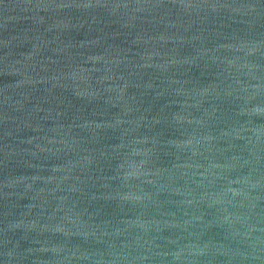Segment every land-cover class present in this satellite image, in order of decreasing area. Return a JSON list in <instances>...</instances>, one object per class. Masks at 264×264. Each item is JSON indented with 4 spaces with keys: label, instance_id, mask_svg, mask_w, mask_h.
Returning a JSON list of instances; mask_svg holds the SVG:
<instances>
[{
    "label": "water",
    "instance_id": "water-1",
    "mask_svg": "<svg viewBox=\"0 0 264 264\" xmlns=\"http://www.w3.org/2000/svg\"><path fill=\"white\" fill-rule=\"evenodd\" d=\"M0 264H264V0H0Z\"/></svg>",
    "mask_w": 264,
    "mask_h": 264
}]
</instances>
